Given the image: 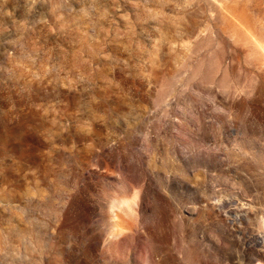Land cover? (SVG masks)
Here are the masks:
<instances>
[{"label": "rangeland", "instance_id": "374dc122", "mask_svg": "<svg viewBox=\"0 0 264 264\" xmlns=\"http://www.w3.org/2000/svg\"><path fill=\"white\" fill-rule=\"evenodd\" d=\"M0 264H264V0H0Z\"/></svg>", "mask_w": 264, "mask_h": 264}]
</instances>
